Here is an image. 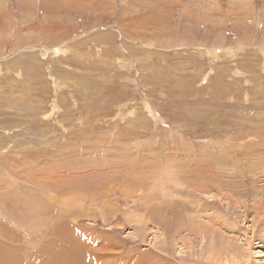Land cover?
<instances>
[{
  "label": "rangeland",
  "instance_id": "obj_1",
  "mask_svg": "<svg viewBox=\"0 0 264 264\" xmlns=\"http://www.w3.org/2000/svg\"><path fill=\"white\" fill-rule=\"evenodd\" d=\"M65 239L264 264V0H0V260Z\"/></svg>",
  "mask_w": 264,
  "mask_h": 264
},
{
  "label": "bare ground",
  "instance_id": "obj_2",
  "mask_svg": "<svg viewBox=\"0 0 264 264\" xmlns=\"http://www.w3.org/2000/svg\"><path fill=\"white\" fill-rule=\"evenodd\" d=\"M219 180V179H218ZM217 182V181H216ZM215 185V184H214ZM236 185V184H235ZM198 186V185H197ZM208 185L204 182L202 184H200L198 187L200 189L207 187ZM202 187V188H201ZM221 187V185H220ZM219 186H217L218 190L220 188ZM215 189V188H214ZM65 241H71L69 239H65L64 242L61 245L58 244H54V245H49L46 246V248L44 249H37L36 252H47L48 256H50L52 253L56 252V251H62L64 254L63 256H58V258H51L50 260L48 259V262L46 264H90L91 262V258L89 259V256L91 255V250L86 251V249H84L86 252L90 253V255L87 257V255H85L86 252L82 251V248L84 247L82 244L73 241L74 243H70V242H65ZM90 245V244H89ZM85 248V247H84ZM93 248V247H92ZM80 252L82 254H80ZM96 254V253H95ZM83 255V257L81 256ZM104 256V255H103ZM107 256V255H106ZM128 257V256H127ZM93 261V260H92ZM104 261V260H103ZM99 263V262H98ZM150 263V262H149ZM0 264H10L6 259H1L0 260Z\"/></svg>",
  "mask_w": 264,
  "mask_h": 264
}]
</instances>
